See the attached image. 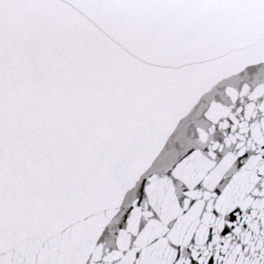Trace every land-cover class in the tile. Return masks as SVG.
Segmentation results:
<instances>
[{
	"label": "snow or ice",
	"instance_id": "snow-or-ice-1",
	"mask_svg": "<svg viewBox=\"0 0 264 264\" xmlns=\"http://www.w3.org/2000/svg\"><path fill=\"white\" fill-rule=\"evenodd\" d=\"M0 264H264V0H0Z\"/></svg>",
	"mask_w": 264,
	"mask_h": 264
}]
</instances>
